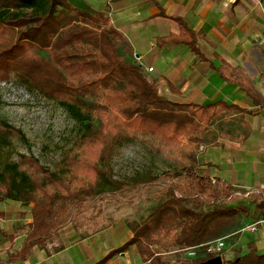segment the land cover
I'll return each mask as SVG.
<instances>
[{
	"label": "trees",
	"instance_id": "1",
	"mask_svg": "<svg viewBox=\"0 0 264 264\" xmlns=\"http://www.w3.org/2000/svg\"><path fill=\"white\" fill-rule=\"evenodd\" d=\"M179 23L181 33L170 39L200 55L194 34L184 21ZM219 72L255 105H264L236 67L222 65ZM12 78L64 106L81 125L57 169L26 153L0 167V219L10 204L29 206L31 221L24 225L21 256L52 242L69 224L72 212L90 200L149 187L163 178L169 183L149 214L125 223L131 237L123 247L136 246L143 264H199L212 256L173 260L168 251L238 230L240 218L254 214L251 204L264 219V191L245 196L246 191L211 176L208 166L198 165L195 158L160 175L113 176L117 146L147 137L163 144L183 137L195 142L218 113L237 108L219 101L179 103L160 95L156 82L134 60L127 39L103 11L83 0H0V81ZM14 137L25 139L21 130L0 120V149ZM245 198L249 205H244ZM18 215L24 217L25 212ZM263 263L264 254H255L251 247L248 254L223 261Z\"/></svg>",
	"mask_w": 264,
	"mask_h": 264
},
{
	"label": "crops",
	"instance_id": "2",
	"mask_svg": "<svg viewBox=\"0 0 264 264\" xmlns=\"http://www.w3.org/2000/svg\"><path fill=\"white\" fill-rule=\"evenodd\" d=\"M83 1L103 11L123 34L160 95L179 103L219 101L237 108L222 110L197 133L195 161L245 196L264 191V105H255L219 72L222 65L236 67L264 102V0ZM180 20L194 34L200 55L170 39L181 33ZM243 202L249 205L246 198ZM249 206L254 214L240 218L239 229L225 236L233 240L226 261L248 254L250 247L264 254V224L245 229L262 219L254 204ZM23 211L24 217L18 215ZM30 221L29 206L9 205L0 219V264H143L136 246L123 247L131 237L125 223L82 235L68 224L52 241L58 247L47 242L21 256L24 225ZM173 249L168 252L179 248Z\"/></svg>",
	"mask_w": 264,
	"mask_h": 264
},
{
	"label": "rangeland",
	"instance_id": "3",
	"mask_svg": "<svg viewBox=\"0 0 264 264\" xmlns=\"http://www.w3.org/2000/svg\"><path fill=\"white\" fill-rule=\"evenodd\" d=\"M0 120L18 128L25 135V139L14 137L9 146L0 149V167L7 161L18 160L19 154L26 153L35 155L44 166L57 169L59 160L81 130L80 123L64 106L37 91L28 90L13 78L0 81ZM198 144L199 140L191 142L187 137L172 144H163L159 139L148 137L123 143L116 147L111 160L113 176L123 179L136 173L160 175L166 170H176L192 163V158H196L198 152ZM168 183L169 180L163 178L149 187L126 189L92 199L72 212L69 225L80 235L85 232L94 234L102 227L105 229L144 218L157 202L164 184ZM231 238H225L226 249L221 254L222 260L226 259L225 252L233 243ZM100 240L103 242L104 239ZM52 243H55V248L58 247L56 244H60L56 241ZM93 245L96 246V243ZM169 255L173 260L185 258L184 254L176 251Z\"/></svg>",
	"mask_w": 264,
	"mask_h": 264
},
{
	"label": "built area",
	"instance_id": "4",
	"mask_svg": "<svg viewBox=\"0 0 264 264\" xmlns=\"http://www.w3.org/2000/svg\"><path fill=\"white\" fill-rule=\"evenodd\" d=\"M148 71H151L152 68H147ZM259 224H264V219H259L254 223L248 225L245 229L255 231L258 228ZM226 237H220L213 241L206 242L204 244L182 247L176 250L180 254H184V259H195L197 257H206V256H217L223 254V251L226 247Z\"/></svg>",
	"mask_w": 264,
	"mask_h": 264
},
{
	"label": "water",
	"instance_id": "5",
	"mask_svg": "<svg viewBox=\"0 0 264 264\" xmlns=\"http://www.w3.org/2000/svg\"><path fill=\"white\" fill-rule=\"evenodd\" d=\"M181 264H187V263H181ZM199 264H223L222 256L217 255V256L210 257L200 262Z\"/></svg>",
	"mask_w": 264,
	"mask_h": 264
}]
</instances>
